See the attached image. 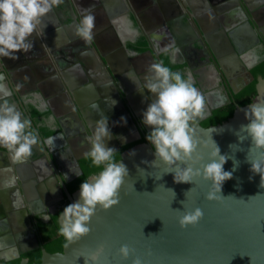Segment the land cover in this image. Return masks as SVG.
<instances>
[{
  "label": "flooded vegetation",
  "instance_id": "flooded-vegetation-1",
  "mask_svg": "<svg viewBox=\"0 0 264 264\" xmlns=\"http://www.w3.org/2000/svg\"><path fill=\"white\" fill-rule=\"evenodd\" d=\"M112 1L113 0H74V3H69L65 0L64 6L69 7L71 5L70 8H73L72 15L74 17V22L78 23L81 16L86 12H91L94 17H102L103 11L105 12L106 10L105 6H107L108 3H112ZM144 1L145 3L142 4L144 10H138L137 12L135 11V13L132 6H136V4L131 3V0H122V4L127 12V27L123 26L117 29L113 25H108V27H93L92 29L94 36L99 40V45L104 50L110 48L112 50L114 49L113 53H115V55H109L110 58H108L107 55L108 61L111 62L114 59L116 61L119 60L120 63H113V68L112 63L108 66L109 63L103 64L99 61L100 64L108 68V70L111 66L114 71V76L106 75L108 81L105 79V82L111 83L112 86L111 91H108L105 97L97 101L100 110L91 107L94 111H90L89 113V111L86 112L85 108H83L88 114V118H86V115L83 116L78 108V111H76L75 105L78 107L79 105H84V102L89 101L90 91L78 90L75 86H87L93 81L88 70L90 68V63L94 60L96 61V50L92 47V41H84L80 37L72 42H67V40L61 41L53 37L46 38V44L50 50L47 52L44 47L40 46V48H38L39 46H35L33 43L37 51H28L23 58H20L22 60L21 64H24L21 68L19 66L12 68V66L8 65L6 59L4 60L3 57H0V80L3 82L0 86H6V88L8 87L7 89H9L10 86H31L30 82L25 81L26 77L29 76L31 78L33 72L37 70L41 71V73L39 72L40 79L33 78L35 86L39 83H41V85L48 83L51 79H53L52 81L54 83L53 85L49 83V85L67 86L60 94V98L45 100L46 105L40 107L38 109L39 111L37 110L39 116L35 117L36 119L34 118L33 110L24 106V96L21 97L22 92L20 90L14 91L18 95L17 98L19 101L17 102H20V106L22 107V115L29 120L26 113H31L29 120L30 128H33L32 131L36 136V132L38 131L41 139L45 141V147L49 146V142L52 140L64 135L67 138V145L61 150H58V168H55L52 163H49L44 170L45 180L42 181L39 179V183L37 179H34L32 180V184H28V188L36 185L40 192V197L43 198L44 201L41 200L43 203L40 201L32 203L29 211L24 209V206H22L23 209L20 208L21 213H27L29 215V225L22 234H17L16 237L14 236L17 241L16 246H13L11 249L9 248V250H0L1 262L6 264H15L16 262V264H19L23 259H27L29 262L26 254L36 250H40V255H42L41 247H44L41 234L42 227L44 224L50 223V218L64 206L65 200L68 201L62 189L58 174L62 175V179L64 172L67 175L76 176L75 179L68 183L67 188H69L73 182L84 176L85 170H97V172L100 170L102 166L97 167L92 165L91 160L85 155L90 147L88 138L92 136L97 120L102 116H106L108 119V127L111 130L112 136L110 139H106L105 143L106 146L113 147L116 150L113 154L114 158L119 156L120 159L124 150L136 144L148 143L145 140V135L150 130V126H145L141 123V113L148 103H150L153 96L147 89L138 90L137 85L143 88L145 77L150 75L148 69L152 63H160L161 60L163 65L168 66L171 71L180 72L182 77L186 78L188 75H191L194 87L204 96V106L202 109L203 117H198L192 121L200 123L201 125H203L202 123L208 120L216 110L228 104H233L236 107L238 104L237 97L242 96L245 98L246 89L249 85L257 82L259 77H264H256L253 74L264 62V38L255 39V35H260L258 29L254 31L250 28V33L245 30L247 34L250 35V40L248 41L250 47L247 52L251 51V57L246 61L241 54L236 55L234 51H229V46L222 39V34H220L218 27H214L210 30L208 34L210 38H202L200 33L195 31L192 27L185 9H182L181 14H179L180 19H177L179 20L177 24L169 28V36L166 30L162 28L163 26H159L160 21L157 17V13H176L177 8L185 3V0H179V5H176V0ZM208 1L215 4V0ZM114 8H116V5H114ZM197 9H199L198 11L201 15L204 14L212 23L218 22H216V20L219 18L221 12L218 14L214 6H212L211 9L209 8L210 11H205L203 6ZM139 13H146V15L149 14L150 17H152V20L149 21V25L143 24L145 25L143 27L140 25L137 17ZM110 15L111 13L109 12V14L104 17L108 18ZM133 16L134 19L132 18ZM241 26L242 24L238 25L236 28L237 30L234 32L237 42V44L234 42L236 46L242 44L245 38ZM70 31L71 30H69V33ZM144 32L149 35L150 44H147L145 41L144 36L146 37V35ZM181 32L184 36L186 35L184 39L181 38ZM173 34L181 40L180 43L182 47H175L167 51L166 49L173 43L171 38L174 42L178 40L171 36ZM247 34L246 37H248ZM188 36L189 39L193 41L191 44H188ZM208 41L212 42L217 47L219 53L224 52L226 62L231 66L229 69L225 71L221 68L225 62L224 56H222V64L219 65L212 59L211 53L208 52ZM150 47L158 57V60L156 58L154 62L148 55ZM175 49H179V52H175ZM162 50L164 52L159 54L158 51ZM180 54L185 56L186 62H183ZM204 67L214 72V77L211 76L212 78H209L204 74ZM12 80L14 82H12ZM9 91V98H12L11 90L9 89ZM123 91L127 94L124 95ZM5 93L8 94V90ZM62 94L67 97V100ZM78 95L79 97H83V99L80 100ZM112 100H115V104H112ZM68 107L71 108V112L66 115L65 113ZM129 112L131 113V117L129 116L128 118ZM121 116L126 118V124L120 122ZM81 117H83L84 120L86 119L85 122L89 119L90 121L92 120L91 122L95 121L91 125H88V133H82L81 130L83 127L81 130L75 128V122H80ZM47 131L52 132V134L46 136L45 133ZM73 132L76 135L73 136ZM120 136L126 138L123 140L127 142L126 144L121 145L122 140L119 139ZM38 141L43 146L39 138ZM115 141H117L118 144L115 143ZM47 151H49L48 147ZM50 154L54 153L50 152ZM76 156H82L79 160L82 173L79 174V176L75 174L79 172L72 162L75 160ZM118 160H116V162ZM41 176H43V173ZM52 179L60 186V189L55 195L52 193L48 194L45 189L49 188L48 181ZM39 185H44L46 187L39 188ZM23 189L24 188H22V193L24 192Z\"/></svg>",
  "mask_w": 264,
  "mask_h": 264
},
{
  "label": "water",
  "instance_id": "water-1",
  "mask_svg": "<svg viewBox=\"0 0 264 264\" xmlns=\"http://www.w3.org/2000/svg\"><path fill=\"white\" fill-rule=\"evenodd\" d=\"M190 1L192 2L185 0V3L177 8L176 13L158 12L159 26H163L169 35V28L177 24L179 14L185 9L194 30L198 31L202 38H210L201 24L198 9ZM176 5H179V0H176ZM230 5L223 4L217 10L218 14L220 12L223 14L222 11ZM241 10L246 13L239 21L243 32L247 34L245 30L250 33V28L254 31L258 29L260 35H255V39L264 38L261 23L255 14L249 9L246 11L241 7ZM219 32L224 42L228 44L229 51H234L236 55L242 54L250 46L249 44L236 46L235 31H230L229 28H220ZM144 34L145 41L150 44L149 35L146 32ZM171 36L178 39L174 34ZM247 36L245 35L249 41L250 35ZM171 40L173 43L166 49L167 51L182 47L179 41L174 42L172 38ZM91 41L100 62L111 65L108 58L109 55H115L114 49L104 50L94 34ZM207 44L212 59L218 65L222 64L224 52L219 53L217 47L210 41ZM158 52L160 54L164 51ZM148 55L153 62L156 58L158 60L151 47ZM160 63L162 64L161 60ZM109 70L113 77L114 71L111 66ZM9 89L12 98L19 101L13 86ZM255 89L256 96L251 102L264 103V77L257 79ZM123 94L127 93L123 91ZM248 104H237L232 115L221 122L206 126L191 122L192 135L201 145H198L197 154L202 157L193 165L194 167H200L202 163L207 162L208 152L212 146L211 138L218 144L221 154L227 157L223 165L224 170H232L233 159L238 162L232 177L223 182L220 192H216L217 199H205V194L211 189V181L195 176L193 182L175 183L173 173L167 172L170 166L160 161H157L155 166L150 163L154 159L152 146L149 143L136 144L124 150L119 159L126 165L128 175L121 186L118 203L107 210L97 207L90 218L88 225L90 231L80 239L71 242L66 240L61 251L50 253L41 247L39 264H85V260L94 254L98 256V264H131L133 256L141 257L145 264H264V182L260 184L259 174L250 171V162L246 159L247 154L249 159L257 158L258 150L254 148L249 150L250 138L237 139L240 126L248 122L244 116V109ZM83 106L79 105L78 109L84 116ZM95 108L100 110L98 106ZM128 114V118L131 117V113ZM30 115V112L26 113L29 120ZM36 134L43 143L49 162L58 168V155L50 154L38 131ZM126 143L122 141L121 145ZM132 152L134 154H130ZM81 158L82 156H76L72 161L79 174L82 173L79 163ZM58 177L68 202H74L79 196V189L70 193L67 185L76 176L64 172L63 179L60 174ZM194 207L202 209V219L196 225L181 228L178 224L179 215ZM61 219L59 214L57 219L59 226ZM122 244L133 250L127 261L123 260L118 252ZM101 245L103 250L98 252ZM0 264L6 263L0 261ZM19 264L30 263L23 259Z\"/></svg>",
  "mask_w": 264,
  "mask_h": 264
},
{
  "label": "clouds",
  "instance_id": "clouds-1",
  "mask_svg": "<svg viewBox=\"0 0 264 264\" xmlns=\"http://www.w3.org/2000/svg\"><path fill=\"white\" fill-rule=\"evenodd\" d=\"M59 2L61 0H0V57L15 59L17 51H29L33 47L29 37L36 33L41 17ZM94 19L91 12L83 14L75 26V34L84 41H91ZM174 51L179 52V49ZM148 72L150 75L145 77L143 88L138 85L137 88L147 89L153 96L141 113V123L150 126L145 135V140L154 149V159L150 163L155 166L160 161L170 166L167 172L173 173L175 183L193 182L195 176L211 181V189L205 194V199H217L216 192H220L223 182L232 177L238 162L233 159L232 170H224L227 157L221 154L218 144L211 138L212 146L207 162L200 167L193 166L202 157L197 154L199 142L192 135L190 122L203 117V94L194 87L191 75L182 77L180 72L171 71L161 63H152ZM3 95L6 96L7 93ZM112 101L115 104V100ZM92 107L95 108L96 105L93 104ZM244 116L248 122L240 126L237 139L250 138L249 150H258L257 158L249 159L247 154L246 159L250 162V171L259 174L261 184L264 182V103L250 102L244 109ZM120 122L126 124V118L121 116ZM95 124L93 134L88 138L90 147L85 155L92 165L102 167L97 173L82 180L78 198L66 204L59 213L62 219L58 231L69 242L80 239L90 231V218L97 207L107 210L118 203L121 186L128 175L126 165L121 160H114L116 150L106 146L105 140L112 136L107 117L102 116ZM119 139L123 141L126 138L120 136ZM36 143L37 136L30 129V121L22 118L15 104L7 100L0 101V148L7 150L10 162L15 164L26 160ZM233 146L235 145H230ZM11 170L10 167L7 169ZM75 174L79 176V173ZM14 179V176L9 177L0 183V187H9ZM202 217V209L194 207L179 215L178 224L181 228L196 225ZM102 250L101 245L98 252ZM131 251L133 250L126 244L118 249L125 261ZM89 261L91 264H98V256L92 255L85 260V264H89ZM131 264L145 262L141 257L133 256Z\"/></svg>",
  "mask_w": 264,
  "mask_h": 264
},
{
  "label": "crops",
  "instance_id": "crops-1",
  "mask_svg": "<svg viewBox=\"0 0 264 264\" xmlns=\"http://www.w3.org/2000/svg\"><path fill=\"white\" fill-rule=\"evenodd\" d=\"M66 1H68L69 3H74L73 2L74 0H66ZM64 2L65 0H61V2L54 5L53 8L46 15L41 17L40 23L38 24L36 30V33H39V35L34 33L31 37H29V39L32 41V43H34L35 46L37 45L39 46L38 48L42 46L48 52L50 49H48V45L46 44V38L49 37H53L61 41L67 40V42H72L79 39L76 34L74 35L75 26L77 23L74 22V17L72 15L73 8L72 9L70 8L71 5L69 7H65ZM131 3L136 4V6H132L134 12L135 11L137 12L138 10H142V11L144 10L143 8L144 6L142 5L145 3L144 0L143 1L131 0ZM225 3L231 5L228 8H226L224 11H222L224 13L219 15V18L216 20V22L218 21L217 23H212L209 19H207L204 16V14L199 15L201 16V24L205 28L207 34H209L210 30L213 29L214 27H218L219 31L220 28H224V27L229 28L230 31H236L237 26L241 24L239 23L240 19H242L243 18L242 16H245L246 14L241 10V7L246 11L247 9H249L251 12H253L255 14V17L261 23V28L264 27V0H215V4L213 2H209L208 0H204V1L192 0L191 2V4L196 8L203 6L205 11H210L209 8L211 9L212 6H214L216 10H219V8ZM114 5H116V8H114ZM105 8H106L105 12L103 11L104 9L102 10L103 11L102 17L101 16L94 17L95 18L94 27L104 28V27H108V25H113L114 27L119 29L123 26L124 27L128 26L127 25L128 23H126L127 12L122 4V0H113L112 3H108L107 6H105ZM109 12L111 13V15L108 16V18L104 17L107 14H109ZM137 17L142 27L145 26L143 24L149 25V21L152 20V17H150L149 14L146 15V13L144 14L139 13L137 14ZM157 17H158V13H157ZM132 18L134 19V16ZM69 30H71L72 33L71 31L69 33ZM243 35L245 37L246 34L244 33ZM181 36H182L181 38L184 39L186 35L184 36V34L181 32ZM189 40H188V44H191L193 41H191V39ZM242 44L248 45V40L246 37L244 38ZM249 47L250 46H248V48ZM248 48L243 52L245 54L243 53L241 54L246 61L251 57V51L247 52L249 50ZM34 50L37 51V48L33 46L29 50V52H32ZM27 53L28 51L27 52L17 51L15 54L16 55L15 59L6 58V57L3 59L4 60L6 59L8 65L12 66V68L17 66L21 68L24 66V64H21L22 60L20 58H23ZM182 54H180V57L182 58L183 62H186L185 56ZM95 56H96V61L95 60L92 61L89 65L90 68L88 69L91 74V77L93 78L92 83L88 84L87 86H75V88H78V90L90 91V99H88L89 101L84 102V106H83L86 112L89 111V113L90 111H94L92 110L93 108L92 105L95 104L96 106H98L97 101L105 97V94L107 95L108 91H111V86H112L111 83L105 82V79L106 81H108L106 75H111V73L109 72L108 68L100 64L99 62L100 58L96 51H95ZM224 58H225V62L224 65L221 66V68L226 71V69H229L231 66L228 62H226V56H224ZM116 62L118 64L120 63L119 60L116 61L113 59V61H111L112 67H113V63ZM203 71L204 74H206L209 78L211 76L214 77L215 75L214 72L208 70L206 67L203 68ZM39 72L41 73V71L39 70L33 72L31 78L29 76L26 77L25 81L30 82L31 86H13L14 91L20 90L22 92L21 97L24 96L23 97L24 106L27 108L29 107L30 109L33 110L34 118L39 116L37 110L40 107L46 105L45 104L46 99L54 98L55 100L56 98H60V94L63 92V89L67 87V86H52L54 83L52 81L53 79L48 81V83H44L43 85L39 83L35 86V83L33 82V78L40 79ZM12 82L14 81L12 80ZM49 83H52V85H49ZM2 84L3 82L2 80H0V85ZM7 88L6 86H0V101L7 100L9 103L15 104L17 110L22 115V107L20 106V102L18 103L13 98H9L10 91ZM4 90L5 92H7L8 90V94L6 95V97L3 95L5 93ZM62 96L65 95L62 94ZM78 98L80 100L83 99V97H79V95ZM77 108H78L77 105H75L76 111H78ZM69 112H71V108L68 107L65 114L67 115L69 114ZM86 112L85 115L86 118H88V114ZM22 118L26 119L23 115ZM85 120L83 119V117H81L80 122L74 121L76 124L75 128L81 130V128L83 127V129L81 130L82 133H88V124L91 125L92 123L95 122V121L91 122L92 120L90 121L89 119L87 120L89 123H86ZM30 129L32 130L33 128ZM74 135L76 134L73 132V136ZM66 139L67 138L64 135L60 138H56L51 142H49V146H47L49 152H52L54 154L57 153L58 155V150H61L63 147L67 145ZM45 151L46 150L39 143L37 138V143L32 146V151L30 156L22 162L12 164L9 160L7 150L4 148H0V183H2L11 176L15 177L13 183L9 187L6 188L0 187V250L1 251L9 250V248L11 249L13 248V246H16L17 241L15 240L14 236H16L17 234L18 235L22 234L29 225L28 224L29 215L27 213L26 214L21 213L20 208L23 209L22 206H24L25 207L24 209L29 211L30 205L32 203H35L36 201H40L41 203H43L42 201H44L43 198L40 197V192L38 191L36 185H34L33 183L34 186L28 188V184L29 185L32 184V180L34 179H37L39 183H40L39 179H41L42 181L45 180L44 170L45 168H47V165H49L50 163L48 159V155L46 154ZM9 167L12 169L11 171H7ZM42 173L43 176H41ZM48 182H49V188H45L46 192H48V194L52 193L53 195H55L60 189V186L56 183L54 179ZM41 185H39L40 186L39 188L46 187L44 185L43 186ZM22 188H24L23 193H22Z\"/></svg>",
  "mask_w": 264,
  "mask_h": 264
},
{
  "label": "trees",
  "instance_id": "trees-1",
  "mask_svg": "<svg viewBox=\"0 0 264 264\" xmlns=\"http://www.w3.org/2000/svg\"><path fill=\"white\" fill-rule=\"evenodd\" d=\"M254 76L259 77V76H264V62L262 64L261 67H259V69L255 72H253ZM255 83H252L251 85H249V87L246 89V97L243 98L241 97H237V101L239 105H244L246 103H250L251 101L254 100L255 96H256V89H255ZM235 109V106L233 104H228L218 110H216L213 115L206 121H204L202 124L204 126L211 124V123H217V122H221L225 119H227L228 117H230L233 113ZM52 132H46L45 135L49 136L51 135ZM119 156H116L114 158V160H118ZM97 172V170H85L84 171V176H82L81 178H79L78 180H76L75 182H73L70 186H69V192L73 193L75 192L77 189H79V185L82 182L83 179L88 178L89 176L95 174ZM68 204V201L65 200V204L64 206ZM64 206L55 214L50 218V223H46L43 225L42 227V239H43V244L45 249L50 252V253H54L57 251H61L63 245L66 242V239L59 233L58 229H59V224L57 221V218L59 216V213L62 211V209L64 208ZM40 250H36V251H32L28 254H26V257H28L29 259V263L30 264H39L41 259H40ZM16 264V262H15Z\"/></svg>",
  "mask_w": 264,
  "mask_h": 264
},
{
  "label": "bare ground",
  "instance_id": "bare-ground-1",
  "mask_svg": "<svg viewBox=\"0 0 264 264\" xmlns=\"http://www.w3.org/2000/svg\"><path fill=\"white\" fill-rule=\"evenodd\" d=\"M262 30H263V32H264V28H262ZM177 41H179V42H181V40L178 38V40Z\"/></svg>",
  "mask_w": 264,
  "mask_h": 264
}]
</instances>
